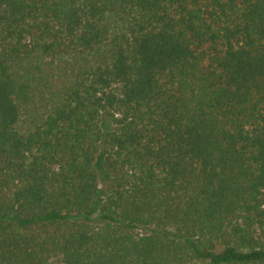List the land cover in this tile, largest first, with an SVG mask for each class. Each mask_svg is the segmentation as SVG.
Here are the masks:
<instances>
[{
	"label": "trees",
	"instance_id": "1",
	"mask_svg": "<svg viewBox=\"0 0 264 264\" xmlns=\"http://www.w3.org/2000/svg\"><path fill=\"white\" fill-rule=\"evenodd\" d=\"M0 264H264V0H0Z\"/></svg>",
	"mask_w": 264,
	"mask_h": 264
},
{
	"label": "rangeland",
	"instance_id": "2",
	"mask_svg": "<svg viewBox=\"0 0 264 264\" xmlns=\"http://www.w3.org/2000/svg\"><path fill=\"white\" fill-rule=\"evenodd\" d=\"M112 128H113V126H112ZM112 128H111V129H112ZM107 129H108V127H107Z\"/></svg>",
	"mask_w": 264,
	"mask_h": 264
}]
</instances>
